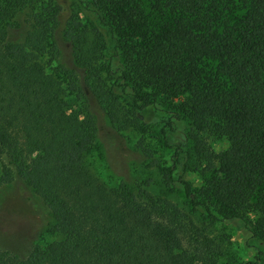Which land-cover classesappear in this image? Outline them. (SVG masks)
<instances>
[{"label": "trees", "instance_id": "1", "mask_svg": "<svg viewBox=\"0 0 264 264\" xmlns=\"http://www.w3.org/2000/svg\"><path fill=\"white\" fill-rule=\"evenodd\" d=\"M92 8L96 27L77 15L62 21L55 0H0V186L29 188L48 211L44 233L59 236L24 257L0 248V264H219L227 256L206 225L151 194L149 181L104 182L91 163L94 118L68 103L91 100L127 129L135 119L121 97L138 106L170 90L187 95L192 163L184 167L201 177L200 188H184L192 210L205 220L254 214L251 238L264 245V0H94ZM24 10L22 36L10 37ZM202 134L227 149L215 152ZM172 170L161 168L167 185ZM255 251L245 264H264Z\"/></svg>", "mask_w": 264, "mask_h": 264}, {"label": "rangeland", "instance_id": "2", "mask_svg": "<svg viewBox=\"0 0 264 264\" xmlns=\"http://www.w3.org/2000/svg\"><path fill=\"white\" fill-rule=\"evenodd\" d=\"M55 2L61 7L62 21H66L71 15H77L89 26H97L92 8L94 0ZM25 18V10L16 15L15 22L19 27L14 26L10 30V37L17 39L22 36L26 28ZM101 30L105 39H108L107 32ZM56 38L60 61L71 64L69 44L60 38V34ZM68 103L71 109L81 114H91L94 118L98 136L91 163L93 171L104 182L117 184L124 180L145 184L149 181L146 189L151 194L168 198L195 223L208 227L210 236L219 241L227 253L219 264H245L253 261L256 247L264 251V245L251 238L256 215L250 214L246 221L221 218L215 220L210 217L205 220L200 210H192L184 188L186 184L192 189L200 188L201 177L184 167L192 146L189 140L192 127L187 116L189 108L185 93L180 90L162 92L150 97L147 102H140L138 106L127 97H121L122 112L128 111L135 119L127 129L113 125L106 113L91 100L69 98ZM202 135L215 152L227 149L224 139ZM176 154L179 160L174 168ZM154 162L159 165H154ZM188 163L191 165L192 162ZM162 167L173 169L174 181L170 185H167L161 175ZM49 220L48 211L40 199L18 180L0 186V248L24 257L38 241L48 243L58 239L57 235L44 233Z\"/></svg>", "mask_w": 264, "mask_h": 264}]
</instances>
